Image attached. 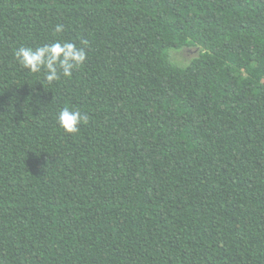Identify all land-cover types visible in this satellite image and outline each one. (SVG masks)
Segmentation results:
<instances>
[{"label": "trees", "instance_id": "trees-1", "mask_svg": "<svg viewBox=\"0 0 264 264\" xmlns=\"http://www.w3.org/2000/svg\"><path fill=\"white\" fill-rule=\"evenodd\" d=\"M0 264H264V0H0Z\"/></svg>", "mask_w": 264, "mask_h": 264}, {"label": "clouds", "instance_id": "clouds-1", "mask_svg": "<svg viewBox=\"0 0 264 264\" xmlns=\"http://www.w3.org/2000/svg\"><path fill=\"white\" fill-rule=\"evenodd\" d=\"M57 33L63 31L62 25H57ZM81 44L87 46L88 41ZM16 61L33 74L43 72L48 83L59 81L62 77L70 78L74 69L83 65L87 58L84 47L77 48L73 42L55 41L33 49L20 46L14 51ZM88 115L73 106H65L56 115V121L61 129L68 134H77L80 125L88 122Z\"/></svg>", "mask_w": 264, "mask_h": 264}]
</instances>
